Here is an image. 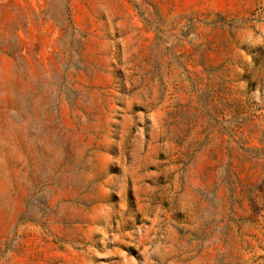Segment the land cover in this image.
<instances>
[{
	"label": "rangeland",
	"instance_id": "1",
	"mask_svg": "<svg viewBox=\"0 0 264 264\" xmlns=\"http://www.w3.org/2000/svg\"><path fill=\"white\" fill-rule=\"evenodd\" d=\"M0 264H264V0H0Z\"/></svg>",
	"mask_w": 264,
	"mask_h": 264
}]
</instances>
